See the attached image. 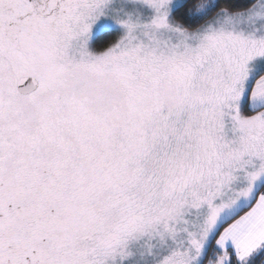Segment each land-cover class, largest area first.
<instances>
[{"label": "snow or ice", "instance_id": "obj_1", "mask_svg": "<svg viewBox=\"0 0 264 264\" xmlns=\"http://www.w3.org/2000/svg\"><path fill=\"white\" fill-rule=\"evenodd\" d=\"M0 264H264V0H0Z\"/></svg>", "mask_w": 264, "mask_h": 264}]
</instances>
